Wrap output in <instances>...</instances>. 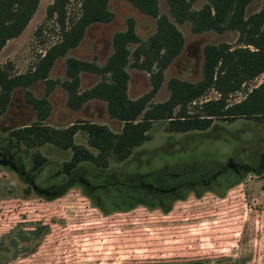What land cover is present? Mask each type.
Instances as JSON below:
<instances>
[{
    "label": "rangeland",
    "instance_id": "1",
    "mask_svg": "<svg viewBox=\"0 0 264 264\" xmlns=\"http://www.w3.org/2000/svg\"><path fill=\"white\" fill-rule=\"evenodd\" d=\"M50 2L38 0L24 29L5 42L0 67L9 63L10 73H24L58 40L54 15L45 16ZM79 2L68 0L66 25L79 14ZM205 2L190 0V8L197 10ZM156 3L158 14L172 20L166 1ZM261 4L250 1L244 15ZM107 9L110 21L89 24L77 45L54 61L47 77L56 83L48 94L42 80L17 87L0 114V264H264V123L237 118L175 133L165 130L164 120H154L148 139L126 159L109 160L104 168L82 161L68 172L62 163L69 159V150L48 143L26 148L9 134L35 122L32 106L23 99L25 90L47 100L44 124L62 128L92 122L119 131L121 123L108 117L101 100L67 108L60 84L66 79L68 57L101 66L111 53L112 34L125 29L127 18H132L141 42L154 31L155 19L126 0H108ZM175 26L183 37L181 50L163 70L146 106L167 98L169 78H200L205 44L238 45L236 31L192 33L188 21ZM125 69L129 99L149 90L148 73L130 65ZM99 80V74L80 72L78 91ZM215 97L209 90L202 98ZM241 97L239 92L229 99ZM73 142L95 152L86 145L84 131L78 130ZM34 150L45 161L31 171ZM137 202L152 207L137 204L120 210Z\"/></svg>",
    "mask_w": 264,
    "mask_h": 264
},
{
    "label": "trees",
    "instance_id": "2",
    "mask_svg": "<svg viewBox=\"0 0 264 264\" xmlns=\"http://www.w3.org/2000/svg\"><path fill=\"white\" fill-rule=\"evenodd\" d=\"M126 1L155 19L154 31L141 42L132 18H127L125 29L112 34L111 53L101 66L68 57L64 61L66 79L60 82L66 93L67 108L76 110L88 100H101L108 117L121 123L119 131L92 122L76 121L62 128L44 124L42 121L49 111L47 100L35 98L25 90L23 99L32 106L35 122L11 130L12 137L26 148L48 143L69 150V159L62 163V169L68 172L82 161L104 168L109 160L126 159L134 147L148 139L147 131L154 120H164L165 130L175 133L205 130L214 121L232 122L237 118L264 123V0L257 11L246 16L245 7L252 0H206L197 10L190 8V0H165L172 20L158 14L156 0ZM107 2L80 0L79 14L66 25L68 0H51L45 8V16L54 15L59 38L24 73H10L9 63L0 67V114L9 103L10 93L17 87H27L42 80L44 93L52 90L56 82L47 74L54 61L77 45L89 24L111 20ZM37 4L38 0H0V49L24 29ZM184 21L189 22L192 33L236 31L238 45L205 44L200 78L195 82L169 78L166 82L167 98L146 106L160 86L163 70L181 50L183 37L175 24ZM130 44H135L131 51ZM127 65L145 71L149 77V90L135 99L126 95ZM82 71L99 74L100 80L78 91ZM258 76H261L259 83L247 88V83ZM209 90H213L217 97L203 99ZM239 92H242L241 99L230 101L232 94ZM78 130L84 131L86 145L95 152L73 142ZM44 161L45 158L34 150L30 154V170H36Z\"/></svg>",
    "mask_w": 264,
    "mask_h": 264
},
{
    "label": "crops",
    "instance_id": "3",
    "mask_svg": "<svg viewBox=\"0 0 264 264\" xmlns=\"http://www.w3.org/2000/svg\"><path fill=\"white\" fill-rule=\"evenodd\" d=\"M137 204H142V205L148 207V205H146V204H144V203H137ZM137 204H135V205H133V206H136ZM97 206H98V205H96V207H97ZM133 206H132V207H133ZM35 254H36L35 252H31V253H30L31 256H32V255H35ZM25 259H27V257H26Z\"/></svg>",
    "mask_w": 264,
    "mask_h": 264
}]
</instances>
